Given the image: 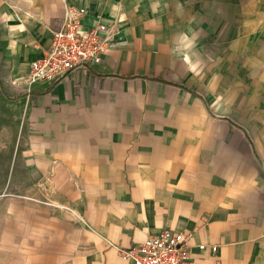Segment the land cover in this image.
<instances>
[{
  "label": "crops",
  "instance_id": "1",
  "mask_svg": "<svg viewBox=\"0 0 264 264\" xmlns=\"http://www.w3.org/2000/svg\"><path fill=\"white\" fill-rule=\"evenodd\" d=\"M75 8L101 62L28 86ZM162 229L264 264V0H0V264H132Z\"/></svg>",
  "mask_w": 264,
  "mask_h": 264
},
{
  "label": "built area",
  "instance_id": "2",
  "mask_svg": "<svg viewBox=\"0 0 264 264\" xmlns=\"http://www.w3.org/2000/svg\"><path fill=\"white\" fill-rule=\"evenodd\" d=\"M83 13V8H75L64 16L62 25L52 31L49 47L30 63L24 83L28 86L36 81L55 83L74 71L86 72L92 64L101 62V55L110 45V26L99 22L84 28L80 20ZM205 247L200 245L201 249ZM116 248L132 264H188L189 259V245L183 232L168 229L147 235L144 242L131 249Z\"/></svg>",
  "mask_w": 264,
  "mask_h": 264
}]
</instances>
